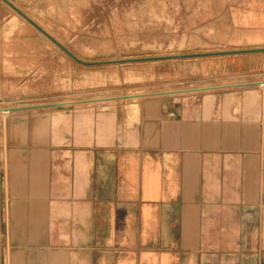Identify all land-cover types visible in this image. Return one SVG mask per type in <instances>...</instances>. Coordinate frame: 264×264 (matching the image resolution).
Wrapping results in <instances>:
<instances>
[{
  "label": "crops",
  "instance_id": "obj_1",
  "mask_svg": "<svg viewBox=\"0 0 264 264\" xmlns=\"http://www.w3.org/2000/svg\"><path fill=\"white\" fill-rule=\"evenodd\" d=\"M252 12L196 57L204 78L256 79L143 101L133 121L63 110L24 170L11 147L3 264H264V8Z\"/></svg>",
  "mask_w": 264,
  "mask_h": 264
},
{
  "label": "rangeland",
  "instance_id": "obj_2",
  "mask_svg": "<svg viewBox=\"0 0 264 264\" xmlns=\"http://www.w3.org/2000/svg\"><path fill=\"white\" fill-rule=\"evenodd\" d=\"M11 1L87 61L197 53L223 46L230 43L234 30L243 27L244 14L264 8L256 6L262 0ZM37 28L0 0L3 179H8L10 173L11 147L13 158L22 164L19 170H24L27 147L31 151L32 145L42 141L51 117L58 119L63 110L67 114L89 110L119 113L133 121L143 101L186 102L214 91L201 86L257 78H204L201 58L196 56L85 64ZM84 99L98 100L79 102ZM57 102L64 107L45 105ZM2 238L0 235V244Z\"/></svg>",
  "mask_w": 264,
  "mask_h": 264
},
{
  "label": "water",
  "instance_id": "obj_3",
  "mask_svg": "<svg viewBox=\"0 0 264 264\" xmlns=\"http://www.w3.org/2000/svg\"><path fill=\"white\" fill-rule=\"evenodd\" d=\"M6 1H8L24 17H26L36 27H38L41 31H43L49 38H51L55 43H57L60 47H62L66 52H68L70 55H72L76 60H78L81 63H85V64H98V63H107V62H116V61H125V60H135V59L137 60V59H148V58H168V57H177V56H197V55L205 54L204 52H199V53L163 55V56H154V57L128 58V59L97 60V61H87V60H83V59L79 58L75 53H73L69 48H67L65 45H63L57 38H55L52 34H50L46 29H44L41 25H39L31 17H29L25 12H23L21 9H19L15 4H13L12 2H10V0H6ZM223 52H229V51H223ZM166 92H168V91H166ZM110 98H113V97H110ZM89 100H98V99H84V100H79V102H81V101H89ZM45 105H57L59 108H63L62 102L47 103ZM11 108H13V107H10L9 109H11ZM14 108H20V107H14ZM4 109L5 108H3L2 110H4Z\"/></svg>",
  "mask_w": 264,
  "mask_h": 264
},
{
  "label": "bare ground",
  "instance_id": "obj_4",
  "mask_svg": "<svg viewBox=\"0 0 264 264\" xmlns=\"http://www.w3.org/2000/svg\"><path fill=\"white\" fill-rule=\"evenodd\" d=\"M6 1V0H5ZM81 1V0H80ZM7 3H9L8 1H6ZM10 2H12L13 4H15L13 1L10 0ZM10 4V3H9ZM11 5V4H10ZM16 5V4H15ZM12 6V5H11ZM19 9H21L18 5H16ZM13 7V6H12ZM22 10V9H21ZM23 11V10H22ZM19 12V11H18ZM25 12V11H23ZM27 14V13H26ZM29 16V14H27ZM31 17V16H29ZM26 18V17H25ZM32 18V17H31ZM27 19V18H26ZM34 20V19H33ZM35 21V20H34ZM38 23V22H37ZM39 24V23H38ZM44 28V27H43ZM38 29V28H37ZM41 31V30H40ZM43 32V31H42ZM44 33V32H43ZM50 33V32H49ZM51 34V33H50ZM53 42V41H52ZM100 99V98H99ZM64 107V105H62Z\"/></svg>",
  "mask_w": 264,
  "mask_h": 264
}]
</instances>
